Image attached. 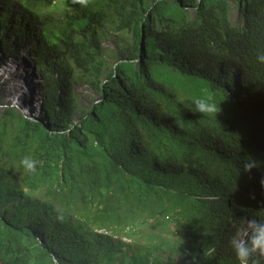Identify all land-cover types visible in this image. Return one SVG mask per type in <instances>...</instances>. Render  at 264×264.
I'll return each instance as SVG.
<instances>
[{"label": "trees", "instance_id": "16d2710c", "mask_svg": "<svg viewBox=\"0 0 264 264\" xmlns=\"http://www.w3.org/2000/svg\"><path fill=\"white\" fill-rule=\"evenodd\" d=\"M0 26L43 89L36 120L0 115V264H239L264 220V0H0Z\"/></svg>", "mask_w": 264, "mask_h": 264}, {"label": "rangeland", "instance_id": "374dc122", "mask_svg": "<svg viewBox=\"0 0 264 264\" xmlns=\"http://www.w3.org/2000/svg\"><path fill=\"white\" fill-rule=\"evenodd\" d=\"M233 14L236 22L240 17L237 5L233 7ZM3 37L0 26V115L4 110L15 109L26 117L35 119L42 109L43 93L38 64L31 56L29 49L19 50L18 53L15 49L5 50ZM102 47L114 50V47L108 41L103 42ZM10 71L12 72L11 74H9ZM25 78L28 79L29 92H27L28 88L25 85L17 87V93H20V96L16 95V92L12 89H10L11 92L8 91L7 85L14 82L18 85V81ZM23 92L24 94H22ZM74 93L79 97L80 104L83 107H88L98 100V95L86 85H74ZM78 119L79 116H76V123ZM243 231L239 235H242ZM98 233L103 234L104 230H99Z\"/></svg>", "mask_w": 264, "mask_h": 264}, {"label": "clouds", "instance_id": "9594fccd", "mask_svg": "<svg viewBox=\"0 0 264 264\" xmlns=\"http://www.w3.org/2000/svg\"><path fill=\"white\" fill-rule=\"evenodd\" d=\"M257 59L259 62L264 63V54H259ZM233 80V94L234 96L236 95V100L241 101V95H244V79L242 74L238 71H234ZM193 104L196 113L217 115L220 111L217 105L212 102L211 97L197 98L193 101ZM256 107H258V104H253L255 110ZM19 163L26 171L35 172L39 161L25 156ZM253 167L255 166L252 162L244 164L245 171H250ZM106 234H108V232ZM230 244L239 264H260L258 259H254V256H264V220H247L242 235L234 236L230 240Z\"/></svg>", "mask_w": 264, "mask_h": 264}, {"label": "bare ground", "instance_id": "6f19581e", "mask_svg": "<svg viewBox=\"0 0 264 264\" xmlns=\"http://www.w3.org/2000/svg\"><path fill=\"white\" fill-rule=\"evenodd\" d=\"M13 72H15V71H13ZM11 73H12V72L10 71L9 74H11ZM18 82H19L18 85L14 82V83H12V84H9L10 86L7 85V87L9 88V89H8L9 92H11L10 89H12L14 92H16V93H15L16 95L20 96V93H19V94L17 93V87H18V86H19V87H20V86L22 87V85H23V86L25 85V86L28 88V79H27V78H25L24 80L20 79ZM7 87H6V88H7ZM25 89H26V88H25ZM29 91H30V89L28 88L27 92H29ZM27 92H26V93H27ZM22 94H24V92H23Z\"/></svg>", "mask_w": 264, "mask_h": 264}, {"label": "built area", "instance_id": "2783aa9c", "mask_svg": "<svg viewBox=\"0 0 264 264\" xmlns=\"http://www.w3.org/2000/svg\"><path fill=\"white\" fill-rule=\"evenodd\" d=\"M104 233H106V232H104Z\"/></svg>", "mask_w": 264, "mask_h": 264}]
</instances>
